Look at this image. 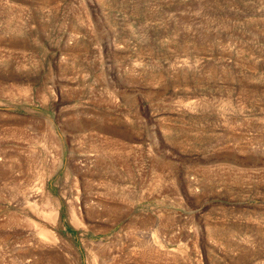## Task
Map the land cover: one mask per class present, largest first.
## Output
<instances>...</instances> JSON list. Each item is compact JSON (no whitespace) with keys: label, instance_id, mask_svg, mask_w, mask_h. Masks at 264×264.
Returning a JSON list of instances; mask_svg holds the SVG:
<instances>
[{"label":"rangeland","instance_id":"obj_1","mask_svg":"<svg viewBox=\"0 0 264 264\" xmlns=\"http://www.w3.org/2000/svg\"><path fill=\"white\" fill-rule=\"evenodd\" d=\"M0 264H264V0H0Z\"/></svg>","mask_w":264,"mask_h":264},{"label":"bare ground","instance_id":"obj_2","mask_svg":"<svg viewBox=\"0 0 264 264\" xmlns=\"http://www.w3.org/2000/svg\"><path fill=\"white\" fill-rule=\"evenodd\" d=\"M33 187H35V184H34V186H33ZM15 219H16V218H15ZM148 246H149V245H148ZM152 247H153V245H152ZM150 251H151V250H150ZM147 253L149 254L148 248H147V249H145V250L143 251V253H142V254H145V255H146ZM157 253H158V252H157Z\"/></svg>","mask_w":264,"mask_h":264}]
</instances>
